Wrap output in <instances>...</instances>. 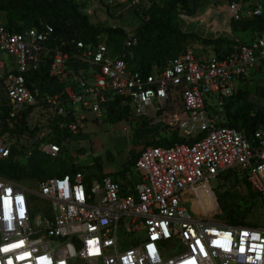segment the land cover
I'll return each mask as SVG.
<instances>
[{"label":"built area","instance_id":"2783aa9c","mask_svg":"<svg viewBox=\"0 0 264 264\" xmlns=\"http://www.w3.org/2000/svg\"><path fill=\"white\" fill-rule=\"evenodd\" d=\"M76 1L94 23L103 10L107 26L124 30L122 50L105 33L93 43L43 20L19 31L0 23V163L60 159L88 123H110L111 108L127 110L112 124L124 131L165 119L178 141L141 148L137 174L126 177L0 173V264H264V228L205 213L211 194L217 202L212 181L226 173L264 200V128L248 134L217 121L237 83L264 67V31L227 53L188 50L144 71L131 50L137 27L113 19L157 0ZM227 12L262 17L264 0H230Z\"/></svg>","mask_w":264,"mask_h":264},{"label":"trees","instance_id":"16d2710c","mask_svg":"<svg viewBox=\"0 0 264 264\" xmlns=\"http://www.w3.org/2000/svg\"><path fill=\"white\" fill-rule=\"evenodd\" d=\"M157 0L151 6L148 7H138L135 8L133 12V17L139 21L140 17H148L147 23H140L137 27L138 35V45L131 50L134 53V62L141 67L144 71H148L152 64L163 63L167 59L174 58L188 50L180 51L178 48L176 54H170L163 49L162 42L160 39L168 34L169 31L174 35L178 42L182 40H194L203 44L205 46H213L214 51L220 55L228 52V49L223 46L225 41L222 38L209 39L201 38L194 33H182L177 27H172V13L179 2L183 6L187 5V0H170V9L164 10L156 9L159 5ZM86 4H81L76 0H0V12H4L6 15V22L4 24L14 31H19L24 28L32 27L43 20L51 25H53L60 35L66 37H73L78 40H84L86 42L95 43L99 36L103 33L107 34L110 47L114 51L122 50V44L125 38V32L121 28L112 29L103 23H94L91 17L84 11ZM116 10H113V12ZM141 11V12H140ZM131 12V13H132ZM121 16L118 18L125 17ZM243 30H253L256 32L264 31V16L246 19L243 21L235 22ZM232 51V50H229ZM169 57L167 58L166 56ZM261 73H264V67H261ZM264 75V74H263ZM245 81L241 79V82ZM244 91L242 88H238V91ZM257 92L262 98H264V87H257ZM237 91V92H238ZM246 92V91H245ZM234 95L231 97L230 101L226 105V112L228 110V122L221 125L234 127L239 130L244 129L248 134H251L257 128H264V111L261 108L254 107L253 103L247 101L245 108L248 109L239 115L235 114L233 120L230 122L229 118V107L235 101ZM252 110V112H250ZM115 111V112H113ZM126 111L121 109L111 108L109 121L111 124L120 122L121 119L125 117ZM227 118V116H226ZM254 125V127H252ZM158 130L152 127H143L141 130H137L134 134L139 135L142 140L147 138V136H153L150 140L146 142L147 146H172L177 142V136L175 135L172 139H166L161 137L157 133ZM138 139V137H136ZM139 157V151L134 156L132 165L135 166ZM99 172H86L88 178H98L101 179L106 173L102 171V165L100 162H96ZM126 166L119 172L113 174L115 177H126L131 173V167ZM89 169L87 167L81 168L80 166L70 165L69 167H62L60 173L67 174L77 172L79 170ZM0 173H3L12 178H22L28 175L36 176L38 179L42 180L46 178L44 173V167L40 160L35 159L29 163L22 164L18 161H13L12 159L0 163ZM111 174V173H110ZM246 187L248 193H244L242 188ZM251 193L253 198L262 199L247 183L246 179L236 173H226L221 177L220 183L218 184V191L216 193V199L219 203L221 209L227 211L230 215L228 225L230 226H252L258 227L252 224H246L243 221V217L246 215V209H243L239 202L244 199L245 195ZM263 200V199H262ZM264 201V200H263ZM207 210L205 213L207 215H212L216 203L213 200L212 194L209 200L205 204ZM225 222V223H226Z\"/></svg>","mask_w":264,"mask_h":264},{"label":"rangeland","instance_id":"374dc122","mask_svg":"<svg viewBox=\"0 0 264 264\" xmlns=\"http://www.w3.org/2000/svg\"><path fill=\"white\" fill-rule=\"evenodd\" d=\"M170 0H160L156 9L163 8L164 10L170 9ZM93 6V4H90ZM228 0H187V5L183 6L181 2L177 4L173 11L171 25L177 27L182 33H194L201 38L218 39L222 38L225 43L223 46L228 49V41L234 42V39H238L243 43L250 42L251 36L254 33L243 30L239 27V31L235 30V27L239 25L235 21L229 19L227 12ZM141 12V11H140ZM97 19L100 23H108L107 16L103 10L95 12ZM133 12L126 15L123 18H114L116 25H122L126 27L136 28L140 23H147L148 17H140L139 21L133 17ZM124 16V15H123ZM113 18V17H112ZM92 20L96 21L95 16H91ZM105 20V21H104ZM6 22V15L4 12H0V23ZM232 29V31H231ZM229 30V31H228ZM231 31V32H230ZM167 35L164 39H160L162 42L164 51L170 54H176L178 48L180 51L190 50L195 53L213 52V46H205L194 40H182L178 42L173 34L167 31ZM178 53V52H177ZM167 58L169 57L166 56ZM264 71V69H263ZM264 73L257 72L251 78L238 83V87L244 91H238V88L234 94V102L229 107V121L233 120L235 114L239 115L248 110L245 108L247 101L253 103L255 106L263 109L264 111V98L257 92V87H264ZM251 78V79H250ZM238 91V92H237ZM246 91V92H245ZM228 104V102H227ZM224 114L218 113L217 121L220 124L228 122V110L226 112V105L224 107ZM252 112V110H250ZM227 116V118H226ZM88 121L95 119L94 114H87ZM163 119V122L156 124L152 128L158 130V134L166 139H172L176 133L175 130L169 128ZM99 125L87 124L84 137L78 139H72L70 146L67 147L64 157L60 159L44 158L40 160L44 168L47 169H60L61 167H69L71 164L80 166L81 168H89L88 172L98 173L99 169L96 162H100L102 165L103 173H117L126 166H131L134 156L137 152L146 145V142L153 136H147L144 140L135 135L134 131H124L123 128L114 126L108 121L99 119ZM138 137V139H136ZM130 161H132L130 163ZM87 172V171H86ZM131 174L136 175L135 166L131 167ZM94 178V177H93ZM212 188L215 193L218 191L217 181H212ZM242 191L248 193L246 187L242 188ZM217 206L211 215L213 222L219 224H226L230 215L224 209H221L218 202ZM243 209H246V215L243 217V221L246 224H252L258 227H264V201L260 198H253L251 193L245 195L244 199L239 202ZM190 209V204L187 205ZM226 222V223H225Z\"/></svg>","mask_w":264,"mask_h":264},{"label":"crops","instance_id":"0c3cea01","mask_svg":"<svg viewBox=\"0 0 264 264\" xmlns=\"http://www.w3.org/2000/svg\"><path fill=\"white\" fill-rule=\"evenodd\" d=\"M229 2H230V0H228V4H229ZM229 19H230V17H229ZM231 21H234V20H232V19H230ZM235 22H238V21H235ZM239 27L240 26H238V27H235V30L236 31H239ZM229 31V30H228ZM231 31H232V29H231ZM230 31V32H231ZM247 31H250V33H254V35L253 36H251V39H250V41L251 40H253V38H255L256 37V35H257V33L258 32H256V31H253V30H247ZM240 43H243L242 41H239L238 39H234V42H231V41H228V51L229 50H232L235 46H238ZM246 43V42H245ZM261 71V69L259 68V70L257 71V70H251L250 72H249V75L250 74H252V76H251V78L254 76V73H259ZM249 75L247 76V77H245V78H242V79H248V77H249ZM250 78V79H251ZM241 82V81H240ZM239 82V83H240ZM238 84V83H237ZM237 88H240V87H238V85H237Z\"/></svg>","mask_w":264,"mask_h":264},{"label":"water","instance_id":"95a60500","mask_svg":"<svg viewBox=\"0 0 264 264\" xmlns=\"http://www.w3.org/2000/svg\"><path fill=\"white\" fill-rule=\"evenodd\" d=\"M252 127H254V125H252Z\"/></svg>","mask_w":264,"mask_h":264}]
</instances>
